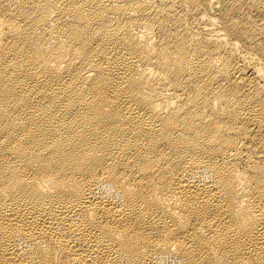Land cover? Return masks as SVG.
I'll list each match as a JSON object with an SVG mask.
<instances>
[{"label":"bare ground","instance_id":"6f19581e","mask_svg":"<svg viewBox=\"0 0 264 264\" xmlns=\"http://www.w3.org/2000/svg\"><path fill=\"white\" fill-rule=\"evenodd\" d=\"M0 264H264V0H0Z\"/></svg>","mask_w":264,"mask_h":264}]
</instances>
